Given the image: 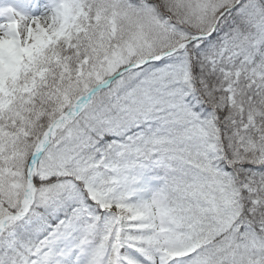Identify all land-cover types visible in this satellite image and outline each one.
I'll list each match as a JSON object with an SVG mask.
<instances>
[{
  "label": "snow or ice",
  "instance_id": "1",
  "mask_svg": "<svg viewBox=\"0 0 264 264\" xmlns=\"http://www.w3.org/2000/svg\"><path fill=\"white\" fill-rule=\"evenodd\" d=\"M0 264H264V0H0Z\"/></svg>",
  "mask_w": 264,
  "mask_h": 264
}]
</instances>
